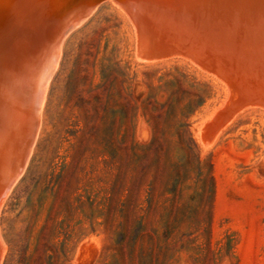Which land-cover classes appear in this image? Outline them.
Listing matches in <instances>:
<instances>
[{"label":"rangeland","instance_id":"rangeland-1","mask_svg":"<svg viewBox=\"0 0 264 264\" xmlns=\"http://www.w3.org/2000/svg\"><path fill=\"white\" fill-rule=\"evenodd\" d=\"M126 12L105 2L66 35L47 123L0 204V264H264V84ZM150 82L178 104L156 141Z\"/></svg>","mask_w":264,"mask_h":264},{"label":"water","instance_id":"water-1","mask_svg":"<svg viewBox=\"0 0 264 264\" xmlns=\"http://www.w3.org/2000/svg\"><path fill=\"white\" fill-rule=\"evenodd\" d=\"M105 2L166 23L211 56L264 64V0H0V199L47 123L66 35Z\"/></svg>","mask_w":264,"mask_h":264},{"label":"trees","instance_id":"trees-1","mask_svg":"<svg viewBox=\"0 0 264 264\" xmlns=\"http://www.w3.org/2000/svg\"><path fill=\"white\" fill-rule=\"evenodd\" d=\"M149 76V74H148ZM130 81L129 76L122 72L119 71L118 72V76L111 78L110 79V83L109 86L113 87L115 86L114 84H117L118 87V93L117 94H121V93H125V85ZM150 90H152V94H150L149 96H147L143 102H142V107L144 109H146L148 112H150V115L152 117V120L154 121V134H155V138L154 141H156L157 137H159L160 135H164L166 134V131L164 130V118L166 117L167 120H176L177 115H175V113H173L176 109L178 104L175 103V101L173 100V98H170L166 103H162L160 101H158L155 96L153 95V91L156 90L157 88L154 87V85L152 84V82H150ZM121 89V90H120ZM122 91V92H121ZM128 103H126L127 105H124L123 107L120 108V111H116L117 113H123L125 112L127 109H134L138 108V104L136 101H134L133 98H128ZM111 102V99H109L108 104ZM107 104V105H108ZM108 109H109V105H108ZM185 115L188 114V111L190 110V107L185 108ZM112 112V110H111ZM184 114V118L186 117ZM176 126V124H175ZM186 127V125L184 123L178 124L177 129H176V133L177 135H179V137L181 138L183 136V129ZM113 130V129H112ZM109 132L111 133V129H109ZM41 235L42 233H40L38 235V253L42 250L41 248ZM51 259V258H50ZM52 263V260L50 262H48V264Z\"/></svg>","mask_w":264,"mask_h":264},{"label":"bare ground","instance_id":"bare-ground-1","mask_svg":"<svg viewBox=\"0 0 264 264\" xmlns=\"http://www.w3.org/2000/svg\"><path fill=\"white\" fill-rule=\"evenodd\" d=\"M111 3H113V4H117L116 2H111ZM119 5V4H118ZM119 7H122L121 5H119ZM123 9H125L124 7H122ZM127 12H128V10L127 9H125ZM96 12V10L92 13V14H90L87 18H85L83 21H81L78 25H76L73 29H72V31L74 30V29H76L78 26H80L85 20H87V19H89V17L90 16H92L94 13ZM126 12V13H127ZM127 14H130L129 12L127 13ZM131 15V14H130ZM132 20H135V21H132ZM131 21L134 23V22H136V20H138V22H139V24H140V27H142L143 29H144V31H145V33H147V35L146 36H148V34H151L152 32H156V35H160V34H163V32H165V33H167V34H170L171 36H174L175 38H177L178 39V41H181V44H182V42H185V43H189V38L188 37H185V36H181V35H178V34H174V33H171V32H169V29H168V26H167V24L166 23H160V22H154V21H150V15H148V14H146V13H143V12H141V11H138V10H136V9H134V19H132ZM135 25H137V23H135ZM139 26V25H138ZM137 26V27H138ZM152 30H150V29ZM142 29L140 28V31H141ZM143 31V30H142ZM141 31V32H142ZM140 33V32H139ZM142 34V33H141ZM141 36V35H140ZM141 37H143V36H141ZM148 37H150L151 38V36L149 35ZM168 38H169V36H167ZM144 38H145V36H144ZM152 38H153V35H152ZM148 40V39H147ZM153 40V39H152ZM149 41H150V39H149ZM155 41H157V40H155ZM173 42V41H172ZM171 42V43H172ZM145 43H147V42H145ZM143 44H144V41H143ZM142 44V45H143ZM180 44V45H181ZM148 45V44H147ZM153 45V44H152ZM186 45V44H185ZM193 45V44H192ZM145 46V45H144ZM189 46H190V44H189ZM153 47V46H152ZM182 47H183V45H182ZM196 48H197V46H195ZM156 48V47H155ZM198 49H199V47H198ZM149 50V49H148ZM191 50V49H190ZM197 51V50H196ZM203 51H206L207 52V54H209V49H207V48H204V50H202V52ZM197 53H199V51H197L196 52V55H197ZM156 54H157V52H156ZM200 55V54H199ZM206 56V55H205ZM211 56V55H210ZM212 58L215 60V61H217V62H219L221 65H223L225 68H228V69H231V70H233V71H236V73H239V75L243 78V77H245V79H246V77H250L254 82H256V83H259V84H264V64H262V65H259V66H255V67H250V66H248V65H246V64H244V63H242V62H237V63H229V58H226V59H221V58H218V57H214V56H212ZM210 60V59H209ZM208 60V61H209ZM207 62V61H206ZM218 72H219V70H218ZM228 72V71H227ZM221 73V72H220ZM230 73V72H229ZM232 73V72H231ZM233 74V73H232ZM222 76H223V74H221ZM224 77V76H223ZM235 77V76H234ZM236 78V77H235ZM240 78V77H239ZM249 78V79H250ZM229 79V78H228ZM227 79V80H228ZM237 79V78H236ZM244 79V78H243ZM236 81V80H235ZM234 81V82H235ZM244 81V80H243ZM235 84V83H234ZM242 86H243V84H242ZM241 86V87H242ZM245 87H247L246 86V84L244 85ZM243 86V87H244ZM258 86H261V85H258ZM250 87V86H249ZM252 87V86H251ZM257 87V86H256ZM253 88V87H252ZM255 89V88H254ZM255 90H257V88L255 89ZM260 91V90H259ZM15 182H17V181H15ZM15 184V183H14ZM11 192V191H10ZM3 198H5V197H3ZM3 198H1L0 199V204H1V202H2V200H3ZM5 200V199H4ZM3 200V201H4ZM4 204V202H2V205ZM0 207H1V205H0ZM2 240H1V236H0V244L3 246V243L1 242ZM0 245V246H1ZM4 250L2 249V251H1V254H2V252H3ZM5 252V251H4ZM3 255H4V253H3ZM1 256V255H0ZM2 257V256H1ZM1 257H0V259H1Z\"/></svg>","mask_w":264,"mask_h":264}]
</instances>
